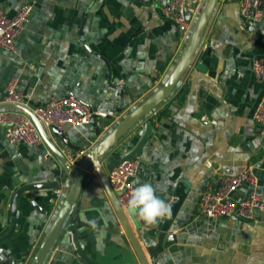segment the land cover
Returning <instances> with one entry per match:
<instances>
[{"label":"crops","instance_id":"crops-1","mask_svg":"<svg viewBox=\"0 0 264 264\" xmlns=\"http://www.w3.org/2000/svg\"><path fill=\"white\" fill-rule=\"evenodd\" d=\"M241 0H219L191 66L170 97L157 106L115 147L132 151L148 123L152 136L140 160L136 184L150 183L168 201L182 184L184 203L171 226L176 243L160 249L153 264H264V214L251 220L237 215H200L202 196L218 180L253 166L264 200V124L253 111L264 92L252 70V59L264 57V17L243 20ZM168 0H0L13 16L33 4L29 22L17 38V52L0 49V93L15 79L31 105L50 97L75 95L95 112L102 127L91 123L67 134L81 146V156L168 79L187 39L162 9ZM63 167L44 145L10 143L0 127V236L11 226L14 192L29 183L59 181V187L23 194L14 236L0 244V264H30L69 182ZM243 186L234 196H249ZM36 200L38 207L31 201ZM75 227L84 253L96 264H140L131 245L111 229H122L100 177L86 174L74 209ZM73 216V215H72ZM131 221L145 247L153 243L138 217ZM71 219L44 264H88L68 230ZM95 223V227L89 222Z\"/></svg>","mask_w":264,"mask_h":264},{"label":"water","instance_id":"water-1","mask_svg":"<svg viewBox=\"0 0 264 264\" xmlns=\"http://www.w3.org/2000/svg\"><path fill=\"white\" fill-rule=\"evenodd\" d=\"M218 3L219 0H205L204 5L193 26V29L187 39L185 49L178 59L177 63L174 65L165 83L152 95H150L145 101L136 106L126 117L120 120L110 131H108L102 137L100 141H98V143H96L88 151V153L83 156H78L83 148L79 145H76L67 134V131L73 128L71 124L65 125L63 130L58 129L57 127H53V137H51L38 117L34 115V113L27 107L16 104L0 105V110L15 109L27 113L32 118L45 142V145L59 159L62 164L63 171L61 180L69 182L67 192L64 195L62 202L30 264H44L46 262V259L48 258L52 247L59 238L61 232L65 228H67L68 222L71 217V225H69L68 230L70 231L72 239L76 244L79 255L88 264H96L84 253L80 246L78 240V232L75 227L77 215L76 213L73 214L83 187V182L86 174L91 170L95 171V173L100 177L108 198L118 217L120 225H122V229L116 228L111 229V231L120 235L126 244L131 245L136 255L138 256L140 264H153L152 260L157 257V253L160 249L165 250L169 248L173 243H176L178 237L176 234L170 233V230L180 207L185 201L187 189L184 188L182 184H178V186L171 193V197H169L168 201H166L171 206V215L157 225L154 233L147 234L148 239H150L153 243L144 247L141 240L137 237L136 232L131 224L132 221L137 229L138 227L136 224V220L134 219V216L130 215L128 211H125L119 203L117 194L110 184L108 175L114 170V168L118 167L123 162L140 157L144 146L146 145L148 139H150V137L152 136V126L150 123L147 124L146 131L143 137L132 151L126 154H120L115 153L114 149L131 130H133L157 106H159L163 101L170 97L175 91L176 87L178 86L183 76L191 66L194 58L196 57L204 34L215 13ZM35 106L38 107L39 105ZM101 117L108 118L107 115L94 111L90 121V123L95 127L97 134H100L102 130V127L98 122V119ZM71 157L77 158L75 165L70 163ZM58 187L59 181L48 183H29L19 187L14 192L11 201V226L8 232L0 236V244L10 240L15 234L18 204L23 194L32 191L55 189ZM31 203L35 207H38L36 200H32ZM11 264L16 263L12 261ZM120 264L137 263L125 262Z\"/></svg>","mask_w":264,"mask_h":264},{"label":"built area","instance_id":"built-area-1","mask_svg":"<svg viewBox=\"0 0 264 264\" xmlns=\"http://www.w3.org/2000/svg\"><path fill=\"white\" fill-rule=\"evenodd\" d=\"M205 0H168L162 9V15L176 24L181 34L188 38L196 19L204 5ZM240 8L242 18L247 23L257 24L264 17V0H241ZM33 11V4L26 3L15 15H7L0 8V49L12 53L17 52L16 40L21 35L25 25L29 22ZM252 70L258 81H264V57L252 59ZM16 104L30 109L38 117L48 134L52 135V128L63 130L65 125L72 127L90 123L94 110L75 95L63 97H50L38 107L31 105L27 95L18 89L17 80H11L3 93H0V105ZM253 120L264 124V92L253 111ZM0 127L10 143L24 144L40 148L45 142L32 118L23 111L15 109L0 110ZM82 153L78 154L81 156ZM74 157L71 164H76ZM138 158L123 162L108 175L110 184L117 194L119 203L125 211L127 201L133 189L138 186L134 181L140 172ZM250 185L249 196L235 199L240 189ZM258 179L253 166L237 172L222 176L215 188H210L202 196L198 210L200 215L210 218L238 215L251 220L257 215L264 214V200L258 190Z\"/></svg>","mask_w":264,"mask_h":264},{"label":"clouds","instance_id":"clouds-1","mask_svg":"<svg viewBox=\"0 0 264 264\" xmlns=\"http://www.w3.org/2000/svg\"><path fill=\"white\" fill-rule=\"evenodd\" d=\"M130 215L138 217L146 226H156L171 215V206L157 194L150 183H142L131 192L127 201ZM93 227L95 223L90 221Z\"/></svg>","mask_w":264,"mask_h":264}]
</instances>
